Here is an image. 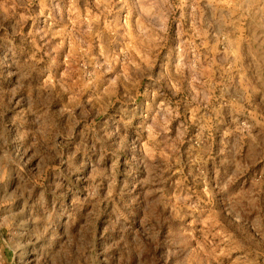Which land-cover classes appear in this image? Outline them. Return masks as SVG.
Instances as JSON below:
<instances>
[{"label":"rangeland","instance_id":"rangeland-1","mask_svg":"<svg viewBox=\"0 0 264 264\" xmlns=\"http://www.w3.org/2000/svg\"><path fill=\"white\" fill-rule=\"evenodd\" d=\"M171 3L207 82L132 0H0V264H264V0Z\"/></svg>","mask_w":264,"mask_h":264},{"label":"crops","instance_id":"crops-1","mask_svg":"<svg viewBox=\"0 0 264 264\" xmlns=\"http://www.w3.org/2000/svg\"><path fill=\"white\" fill-rule=\"evenodd\" d=\"M183 4L180 5L183 6ZM121 7H125L127 14H130L133 30L145 38V45L141 44L145 51H152L159 46H165L166 43L161 44V41L169 34L167 23L172 17L170 22L173 24L172 34L173 39H175L172 49L178 54L177 58L174 59V62L177 63V71H184L188 64H193L196 67L198 63H203L200 77L198 75L193 77V79H198L203 83L213 78L209 77L213 68L230 63V57L226 53L221 58L215 56L217 49L214 45L215 34L212 32V26L203 29V31L197 30V15L190 13L188 20L193 24L189 26V29L181 30L183 15L176 18V14H172L179 5L172 4L171 0H132L131 8L126 4H122ZM205 21L209 23L214 21L212 11L209 10Z\"/></svg>","mask_w":264,"mask_h":264},{"label":"clouds","instance_id":"clouds-1","mask_svg":"<svg viewBox=\"0 0 264 264\" xmlns=\"http://www.w3.org/2000/svg\"><path fill=\"white\" fill-rule=\"evenodd\" d=\"M49 251V258L52 260V264H81L82 261L88 260L95 255L84 248H66L57 256V247L55 244L52 245Z\"/></svg>","mask_w":264,"mask_h":264}]
</instances>
